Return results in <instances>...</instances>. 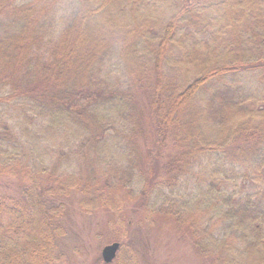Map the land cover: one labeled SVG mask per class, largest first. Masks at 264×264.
Returning <instances> with one entry per match:
<instances>
[{"label": "trees", "instance_id": "obj_1", "mask_svg": "<svg viewBox=\"0 0 264 264\" xmlns=\"http://www.w3.org/2000/svg\"><path fill=\"white\" fill-rule=\"evenodd\" d=\"M0 179V264L58 260L72 195L264 264V0H0Z\"/></svg>", "mask_w": 264, "mask_h": 264}, {"label": "rangeland", "instance_id": "obj_2", "mask_svg": "<svg viewBox=\"0 0 264 264\" xmlns=\"http://www.w3.org/2000/svg\"><path fill=\"white\" fill-rule=\"evenodd\" d=\"M140 106L143 109V101L140 102ZM1 114L3 121H9L7 113H4L2 108ZM127 145L130 146V142H127ZM116 151L117 149L114 148L108 154L115 158ZM4 181L0 179V185ZM9 184L12 187V182ZM68 203L67 212L62 218L65 231L56 241L58 260L51 264H105L101 254L102 249L113 242H125L130 245L136 253L138 264H206L196 256L191 247L182 242V239H187L175 232H173L175 235L168 234L166 227L159 228L155 225L148 230L150 238L146 239V235L140 230L138 232L133 226L126 240V237L120 233V226L110 225L115 215H112L109 209L99 208L94 213H86L79 207L78 195L70 196ZM118 254L120 261L127 257L125 253Z\"/></svg>", "mask_w": 264, "mask_h": 264}, {"label": "water", "instance_id": "obj_3", "mask_svg": "<svg viewBox=\"0 0 264 264\" xmlns=\"http://www.w3.org/2000/svg\"><path fill=\"white\" fill-rule=\"evenodd\" d=\"M119 249H120V242H113L111 244L104 246L101 252L104 262L105 263L113 262L117 256Z\"/></svg>", "mask_w": 264, "mask_h": 264}]
</instances>
